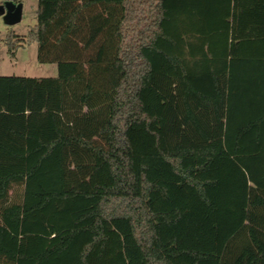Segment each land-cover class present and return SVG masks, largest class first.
<instances>
[{"label": "trees", "instance_id": "trees-1", "mask_svg": "<svg viewBox=\"0 0 264 264\" xmlns=\"http://www.w3.org/2000/svg\"><path fill=\"white\" fill-rule=\"evenodd\" d=\"M36 1L4 44L58 75L0 76V264H264V0Z\"/></svg>", "mask_w": 264, "mask_h": 264}, {"label": "rangeland", "instance_id": "rangeland-1", "mask_svg": "<svg viewBox=\"0 0 264 264\" xmlns=\"http://www.w3.org/2000/svg\"><path fill=\"white\" fill-rule=\"evenodd\" d=\"M1 5V1H0ZM37 23V1H23L22 20L13 25L5 24L0 15V76L25 78H54L58 75L55 64H41L38 62V47L36 44L20 48L14 56L6 49L4 39L9 31L18 35H26L30 28Z\"/></svg>", "mask_w": 264, "mask_h": 264}, {"label": "water", "instance_id": "water-1", "mask_svg": "<svg viewBox=\"0 0 264 264\" xmlns=\"http://www.w3.org/2000/svg\"><path fill=\"white\" fill-rule=\"evenodd\" d=\"M0 15L3 16L6 25L13 26L22 20L23 4L4 1L0 5Z\"/></svg>", "mask_w": 264, "mask_h": 264}, {"label": "crops", "instance_id": "crops-1", "mask_svg": "<svg viewBox=\"0 0 264 264\" xmlns=\"http://www.w3.org/2000/svg\"><path fill=\"white\" fill-rule=\"evenodd\" d=\"M23 4V3H22Z\"/></svg>", "mask_w": 264, "mask_h": 264}]
</instances>
